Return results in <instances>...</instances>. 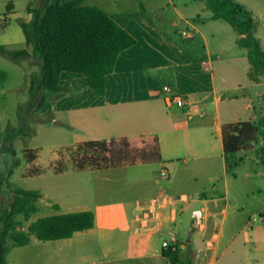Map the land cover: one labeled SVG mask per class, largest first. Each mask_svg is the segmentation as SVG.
Here are the masks:
<instances>
[{
  "label": "crops",
  "instance_id": "0c3cea01",
  "mask_svg": "<svg viewBox=\"0 0 264 264\" xmlns=\"http://www.w3.org/2000/svg\"><path fill=\"white\" fill-rule=\"evenodd\" d=\"M1 1L5 4L6 0ZM47 2L50 0H40L37 6H33L30 0L28 6L32 9H41ZM9 4H12L11 13L7 15L19 16L13 12V2L9 1ZM111 17L135 38L136 43L119 55L114 72L106 78L107 91L104 96L95 95L89 87L92 93L87 92V98L84 100L75 98L76 96H72L74 94L71 92L56 93L58 108L53 112L52 120L54 122H59V119L68 120L69 127L82 128L84 134H87L77 138L75 136L78 135H74L72 141H62L57 145L72 146L88 141L127 139L132 147L140 149L158 139L161 153L159 167L169 169L171 164L182 158L185 161L189 158L214 159L215 150H221L220 154L225 158L222 126L242 121L240 111L243 108L253 109L252 99L243 103L235 116L225 115L222 110L224 100L226 98L239 100V97L226 96L225 89L216 85L213 74L209 78L206 76L207 73L197 75L195 68L198 66L209 64L212 70L214 63L209 51L205 56L206 62L204 58L192 60V56L184 57L182 55L184 50L181 48L177 52L178 55L168 58L172 59L170 65H162L166 59V52L161 51V46L165 44L157 34L143 24H138V29H135L128 19ZM23 19L27 22L31 21L32 14L28 13ZM191 27L196 32H200L195 25ZM182 35L195 43L193 39L196 38L193 34H186L183 31ZM4 45L9 50H21L24 45L30 47L26 45L23 31L17 34L16 40L4 41ZM9 46H18L19 49H11ZM27 50L31 55L17 63L23 64L24 61L29 63L25 67L30 66L31 72L26 74L25 70H22L26 83L29 82L26 85L29 90L31 76L36 75L31 65L37 67V61L39 63L40 61L32 54L31 47ZM121 65L125 67L124 72L120 70ZM205 70H208V67ZM0 77L2 79L3 74L0 73ZM72 81L67 85H61L73 90ZM165 81L170 85L166 87L171 88L175 94L178 92L184 94V96L180 95L186 102L184 108L175 104L166 105L163 94V89L166 87L161 88V84ZM257 85H264V82ZM244 87L249 91L254 89L250 84ZM123 92H126L127 99H124ZM162 96L167 109L176 106L180 110L179 118L169 119L164 114H160L164 105L158 100ZM166 114L169 116L168 112ZM168 123L170 127H167ZM64 124L61 123L62 129ZM210 124H213V127L209 126ZM204 143L205 148L202 147ZM255 147L256 144L252 150ZM35 153L34 159L28 161L21 176L23 180L40 179L38 184L25 190L39 192L41 199L37 202L38 212L22 229L26 231L32 222L42 217L84 211L93 212L95 225L91 229L78 231L67 239L41 241L33 237L30 244L15 246L9 250L6 256L7 264H163V262L172 264L163 255V247L161 249L157 245L156 237L163 236L167 231V235L173 233L177 236L178 242L182 241L175 223L180 213V205L189 201H183L163 188L161 177L155 175L153 170H149L152 164H137L106 170L91 168L79 170L74 163L58 167L54 162L57 159L54 154ZM214 167L215 162L210 161L199 170H211ZM124 168L138 170L126 174L125 178L129 179L128 181L118 180L123 184H108L111 182V171ZM224 168L227 169L226 161ZM34 169L39 170L35 172ZM175 177L169 172L166 180ZM229 183L225 177V187L228 188ZM164 196H169L173 200L172 205L161 213L160 231L151 232L149 227L154 225V218L149 210L150 203ZM220 201V199L202 201L204 206L192 213V227L203 237L211 234L209 239L204 238L207 248L213 250L210 264L216 262L222 225L217 230L216 222L218 216L222 214V211H219L220 206H214L213 210L210 203ZM197 211H204L203 219L200 221L195 216ZM209 212L210 216H214L210 220L207 218ZM259 215L261 217L258 225L255 224V218L245 223L242 231L244 245L253 243L256 246L257 243H264V213L259 211ZM235 239L236 236L232 237L228 247L233 245ZM259 252L257 247H254V253L251 249H247L245 253L247 262L244 263L264 264V258L256 262L251 260L252 256Z\"/></svg>",
  "mask_w": 264,
  "mask_h": 264
},
{
  "label": "rangeland",
  "instance_id": "374dc122",
  "mask_svg": "<svg viewBox=\"0 0 264 264\" xmlns=\"http://www.w3.org/2000/svg\"><path fill=\"white\" fill-rule=\"evenodd\" d=\"M9 1L13 2V12L19 16L7 15ZM39 1L31 0V3L37 6ZM52 1L56 0H50ZM233 1L244 5L251 13L256 23V30L252 35L260 41L264 52V0ZM29 3L30 0H6L3 4L0 0V18L7 19L3 25L0 24V46H5L4 41L16 40L17 34L22 33L18 21L27 17ZM83 5L97 6L110 16L126 18L135 29H138V24L149 27L165 44L161 46V51L166 52V59L162 65H170L172 59L168 58L178 55L177 52L181 48L184 50L182 55L188 58L192 56V60L193 58L206 59V53L209 51L214 63L212 70L209 64L195 69H197V75L207 73L206 76L209 78L213 74L216 85L225 89L226 96L239 97V100H228V98L224 100L222 110L225 115L235 116L242 104L252 99L253 109L243 108L240 111L242 121L257 122L264 116V85H257L258 83L250 81L247 75L250 68L249 51L236 44L237 34L228 23L212 19V12L206 0H83ZM191 25L198 27L200 32H196ZM183 31L186 34H193L196 38L193 39L195 43L185 38L182 35ZM9 48L19 49L18 46H9ZM23 48L30 47L24 45ZM37 63V67L32 64L31 69H34L36 75L41 77L42 63L41 61ZM28 64L27 61L18 64L8 56L0 54V73L3 74V78L0 79V231L4 227L3 215L10 210L14 199V190L27 189L40 182V179L23 180L21 176L30 157H34L35 152L50 153L57 156L54 162L58 167L67 163L77 165L80 157L78 159L74 157L73 148L78 144L59 146L57 143L72 141L74 135H78L75 136L76 138L87 135L82 128L69 127L68 120L59 119V122L52 120L53 112L58 108L56 93L46 91L45 106L40 109H31L30 94L26 86L29 82L26 83V77L22 71L25 70L26 74L31 72L30 66L25 67ZM206 67L208 70H205ZM120 70L125 71L124 65L120 66ZM71 80L75 90L71 89L70 92L74 94L72 96H76L75 98L84 100L87 98V92L92 93L83 76L72 73L61 74V84L67 85ZM246 84L253 85L254 89L247 90L244 87ZM166 86H170L166 81L161 84V88ZM123 93L124 99H127L126 92ZM178 94L184 96L182 93L178 92ZM248 94L251 96L249 97ZM159 99L161 101H158L164 105L163 96ZM162 110L160 114H164L169 119H176L181 115L176 106L167 109L164 105ZM167 112L170 117L167 116ZM61 123H65L63 129ZM166 125L170 127V123ZM209 126L213 127V124ZM150 144L156 146L154 141ZM261 145L262 139L256 144L254 150L236 154L231 160L237 162V166L227 165L226 170L225 158L221 156V150L213 152L214 159L189 158L185 161L182 158L171 164V169L166 168L172 177L175 175L176 177L169 180L161 178L162 187L183 201H189L180 205V213L175 223L178 236L182 238L177 246L180 249V261L176 264H210L213 250L207 248L204 238L209 239L211 234L203 237L197 229L192 227V213L204 206L202 201L212 199L221 201L210 203V207L214 210V206L219 205V211H222L216 222L217 230L222 225L220 248L214 264H245L246 250L251 249L254 253V247H257L260 252L252 256L251 260L256 262L264 258V243H257L256 246L253 243L244 245V232H242L245 223L250 219L255 218V224L258 225L261 217L259 211L264 213V166L259 160ZM202 147L205 148L206 144L204 143ZM210 161L215 162L213 169L199 170ZM150 168L149 170H153L155 175L160 176L162 168L158 163L152 164ZM137 170V168H124L111 171V182L108 184H123L122 182L129 180L125 178L126 174ZM225 177L230 182L228 188L225 187ZM203 214L204 212L199 221L203 219ZM212 217L214 216H210L209 212L207 218L210 220ZM14 220L20 223L18 229L26 227L27 222L22 215L15 216ZM234 236L236 239L233 245L228 247ZM167 238V231L163 236L156 237L159 248L162 249L163 240ZM189 238L190 243L187 242ZM163 264L169 263L163 262Z\"/></svg>",
  "mask_w": 264,
  "mask_h": 264
},
{
  "label": "trees",
  "instance_id": "16d2710c",
  "mask_svg": "<svg viewBox=\"0 0 264 264\" xmlns=\"http://www.w3.org/2000/svg\"><path fill=\"white\" fill-rule=\"evenodd\" d=\"M212 19L228 23L237 34L236 44L249 51L248 78L254 83L264 80V52L260 41L252 33L256 23L246 7L233 0H206ZM7 6V14L11 13ZM32 20L19 19L27 46L41 61L42 76L32 75L29 88L31 109H40L48 93L72 91L61 85L64 72L81 75L97 96L106 94V78L115 70L119 55L135 45V38L110 15L97 6H85L83 0L47 2L41 9L27 8ZM144 14V13H143ZM0 54L15 62L31 55L27 49L9 50L0 46ZM223 152L226 164L237 166L232 158L242 151H250L262 139L260 163L264 166V116L257 122L238 121L222 126ZM137 149L127 139L88 141L75 146L77 168L106 170L137 164L161 162L158 139ZM30 161L34 157H30ZM37 191L17 188L10 210L3 215L4 227L0 231V264H7L6 256L15 246H25L33 237L41 241L67 239L78 231L91 229L95 215L91 211L74 212L42 217L32 222L28 229H18L15 216L22 215L26 222L38 212ZM11 241V243H9ZM172 264L180 261V249H163ZM191 262V261H189ZM191 264V263H190Z\"/></svg>",
  "mask_w": 264,
  "mask_h": 264
},
{
  "label": "built area",
  "instance_id": "2783aa9c",
  "mask_svg": "<svg viewBox=\"0 0 264 264\" xmlns=\"http://www.w3.org/2000/svg\"><path fill=\"white\" fill-rule=\"evenodd\" d=\"M7 19L6 18H0V24L3 25L4 22H6ZM163 94L165 96V103L167 106H171L173 104L177 105L178 107L184 108L186 105L185 100L178 94H175L171 88L166 87L163 89ZM75 147L73 148V153L75 151ZM39 169H35L34 171L37 172ZM160 177L162 179H168L169 177V172L167 171L166 168H162L161 169V173H160ZM173 200L168 196H164V197H159L154 199L151 203H150V207L149 210L152 213L153 216V223L154 225L149 227V230L151 232H159L160 231V223L162 221V216L161 213L168 209L169 207H171ZM204 211H197L195 216L196 219L199 220L201 218V214ZM178 238L175 234H170L168 235V238L163 240L162 243V247L163 249H168V248H172L173 250H175L178 246Z\"/></svg>",
  "mask_w": 264,
  "mask_h": 264
},
{
  "label": "water",
  "instance_id": "95a60500",
  "mask_svg": "<svg viewBox=\"0 0 264 264\" xmlns=\"http://www.w3.org/2000/svg\"><path fill=\"white\" fill-rule=\"evenodd\" d=\"M189 241H190V238L187 240V242L189 243Z\"/></svg>",
  "mask_w": 264,
  "mask_h": 264
}]
</instances>
